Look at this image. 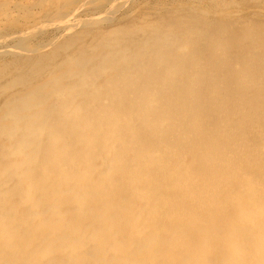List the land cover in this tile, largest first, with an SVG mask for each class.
<instances>
[{
    "label": "rangeland",
    "instance_id": "rangeland-1",
    "mask_svg": "<svg viewBox=\"0 0 264 264\" xmlns=\"http://www.w3.org/2000/svg\"><path fill=\"white\" fill-rule=\"evenodd\" d=\"M68 1L0 0V113L14 100L22 101L24 95L42 90L51 92V96L44 99L40 109L43 112L59 109L70 100V87L77 84L80 76H74L73 80L69 75L79 73L85 61L93 69L104 67L101 75L105 81L128 75V66L112 70L108 60H114V56L123 61L134 58L140 65L131 67L139 69V78L154 75L153 86L157 89L149 95V105L141 100L130 106L132 112H137V119L126 123L128 127L122 124L119 130L133 128L131 131L138 132L141 125L150 119L154 121L157 114L163 115L161 126L167 125L168 131L178 128L183 140L177 144L188 160L194 162L192 171L199 174L197 183L209 193L211 208L191 219L186 214L187 195L193 192L194 185L187 179L183 182L179 174L156 182L163 156L146 162L142 178L111 176L115 169L114 155L131 159L126 148L132 144L128 133L123 136V143L115 144L116 153L108 155L106 162L98 163L95 179L77 181L83 170L76 173L73 159L66 160L63 156L53 159L45 154L41 156L42 165H28L31 175L39 172L53 178L74 175L60 189H56L54 179H44L31 199L39 205L38 212L50 219L47 224L51 226L63 218L65 211L73 213L79 228L111 222L119 225L117 229H125L122 224L134 223L128 252L132 259H126V264H231L228 254L235 249L241 253L235 264H264V106H255L241 127L242 113L249 109L246 105L240 111L236 108V104L243 105L255 96L264 99V0ZM58 19L62 20L59 24ZM245 68L248 77L253 71L257 86L245 76L248 73ZM215 73V77L207 78L212 85L218 78L231 79L225 95L232 102L224 111L215 110L211 100L208 102V94H213L211 84L204 85L211 93L203 90L205 78ZM96 87L86 90L95 95ZM216 88L215 95L219 92V87ZM58 91L60 97L55 95ZM88 98L94 101V97ZM114 101L121 104L127 99L119 95ZM159 101L164 102L161 111L156 108ZM24 115L32 117L36 113L29 111ZM60 117L58 122L47 123L50 138H39L38 148L49 147L55 154L64 145L63 138L71 122L62 113ZM184 118L189 121L185 129L181 127ZM190 123H197V130L192 131ZM12 129L10 134L0 136V165L4 155L1 147L15 139L20 130L19 125ZM184 132L189 136H183ZM134 135L135 140L139 132ZM51 138L60 140L58 146ZM83 143L72 151L85 160L94 142ZM13 157L11 161L17 163L23 159L21 155ZM124 180L126 183L119 190L116 186ZM161 183L167 186L166 193L158 190ZM68 217L60 224L67 239L79 229L67 228ZM31 218L34 217H26L28 221ZM59 240H48L46 244L54 245ZM4 256L13 257L9 242L5 244ZM115 260L119 261L116 264L124 262ZM66 261L65 255L58 258L49 255L40 264Z\"/></svg>",
    "mask_w": 264,
    "mask_h": 264
},
{
    "label": "bare ground",
    "instance_id": "bare-ground-1",
    "mask_svg": "<svg viewBox=\"0 0 264 264\" xmlns=\"http://www.w3.org/2000/svg\"><path fill=\"white\" fill-rule=\"evenodd\" d=\"M73 1L75 2V0ZM191 9H194V7H191ZM60 20L61 19H58V21L56 22H58L59 24ZM155 43L154 45H157ZM139 44L140 43H138V45ZM161 44L159 45L161 46ZM157 48L159 50L160 47H158L157 45ZM133 54L134 53H132V55ZM136 55L138 54L136 53ZM156 55H158L159 57V54ZM107 56L109 55H106V57ZM119 58H115L114 56V60H108L107 64L111 62V66L114 68L112 70H115V68L119 69L120 66H128L130 68V70H128L129 68H126L128 71V75L126 73L124 75L125 77L120 76L112 80L109 79L105 81L103 79V76L101 75L104 67L100 65L96 69H93L88 67L87 64H89V62L85 61V63L80 66V68L82 69H79L80 74L76 73L73 75H69V79L73 78L74 76H80L78 77L79 79L77 80V84L70 87L69 91L72 94L70 95V100L65 101L59 109L51 110L49 112H43L40 109L41 103L44 102V99H47L51 96V92L45 93V91L42 90L40 91V93L32 92L30 94L24 95L25 98L22 101L14 100L6 107L3 112L0 113L1 137L10 134L13 130L12 128H14L15 125H19L20 129L19 133L15 134V139L8 141L5 147H1L2 154L4 155H2L3 160L2 164L0 165V264L2 263V261H5L6 264H40L41 261H43L49 255L55 256V258H58L61 255H65L67 261L64 264H116L119 261L116 262L115 258L124 260V262L121 263L126 264V259L129 258V247L131 246V242H133L134 237V231L131 227H134V223L126 222L122 224L124 228L126 227L125 229H117L116 226L119 225L111 222L108 225L100 222V226L97 227L89 224L88 226H86H91L88 229L82 227L79 228L80 226L76 225V222L74 220L75 217H72L73 213L71 211H65L63 214V218H67V216H70V218L68 217L69 219H66L69 223V226L67 228H79L78 230L73 232L75 235L72 236L71 233L69 239L64 238L63 232L60 231L62 228V225L60 226V224L62 223L63 218H61L54 225L52 224V226L51 224H47L50 219L43 215L41 212H38L39 205L37 203L31 202L34 193L37 192L44 179H54V185L56 186V189H60V187L66 183L67 178L74 177V175H72L71 177L70 175H67L59 178H53L51 175H47V177H45L46 175L44 174L40 175V172L33 175L29 174L27 168L28 165L32 163H35L37 166L42 165L43 160H41V156L45 154L53 159L54 156H63L66 158V160L73 159L72 161L76 163L74 171H76L77 173L79 170H83V172L77 176V181L85 182L89 179H92V177H94L95 179V177L98 176L96 175L99 168L98 163L102 164L106 162L105 160L109 158L108 155H110L111 153H116L114 151L115 144L117 142L123 143V136H127V134L129 133L128 137L130 138L128 140L129 142L131 140L132 144L126 146V148L130 151L129 154L131 156V159L129 161L123 159L124 156H119L117 154L116 156L114 155V158H116L113 159L115 169L111 172V176L119 174L124 178L127 175L130 176L131 179L134 176L142 178L145 176L144 168L146 162L163 156L162 162L159 165L160 173L156 182H162V180L166 181L168 178H171L172 174H179L183 179V182L187 179L194 185L192 188L193 192H190V194L187 195L188 211L186 214L190 216L191 219L192 216L196 217V215L198 216L204 214L203 211L205 208H211L209 193L203 191L204 187L200 182L197 183V181H199V174L192 171L194 169V162L192 163V161L190 162L188 160L187 155L183 151H181L180 144H177L179 141L183 140L182 137L179 136L178 128L173 127L168 131L167 125L164 124L163 126H161L160 121L163 118V115L159 117V115L157 114L156 117H154V121L153 119H150L148 123L141 125L138 131L139 136L135 140L133 139L135 137L134 133L138 132L131 131L133 128L131 130H119V127L121 128L122 124H124L125 127H128L126 123L131 122V120L137 119V112H132V110H130V106L132 104H139L141 100L149 105V95L153 94L157 89L153 86L156 83V80L152 79L154 75L151 78H139V69L133 68L131 66L138 67L140 64H138L139 62L134 61L133 57V59L128 58L126 60L124 59V61L120 60ZM149 58L151 57L149 56ZM158 60L160 61V59ZM123 69L124 68H122V70ZM247 70L248 69H246L245 71ZM247 72L248 73L245 75L246 77L249 76V71ZM252 72L251 76L248 77V79L251 80L255 86H257V79L252 76ZM211 76L215 77L216 73L214 75L207 76L205 78V81L203 82V86H208V84H211L207 79ZM230 81L231 79L228 80L223 77L218 78L216 83L214 82V85H210L213 88V94H208V102L211 100L210 105H212L215 110L216 108L220 111L229 109L228 103L232 101L231 99H229V97H226L225 91L228 88V85H230ZM175 83L171 82L173 87L176 86ZM93 86H98L96 87L98 89L95 88V95L91 94L92 92L86 90V88H92ZM205 86L203 87V90H206L207 93H211L210 91L208 92V89H205ZM216 86L219 87V92L215 95V89H217ZM62 90L64 89H61V91ZM58 93L59 91L55 93L56 97H60ZM119 95L125 96L127 101L121 104H115L114 99ZM89 96L94 97V101L90 100L88 98ZM158 103L159 104H156V108L157 106L159 108L158 111L163 110L164 102L159 101ZM245 105L247 106L249 111H247L246 113H242L243 116L240 121V127L241 125L243 126L244 122L246 123L247 116L249 114L251 115L252 110L255 109V106H264V99L260 100L259 97L255 96L253 99L243 105L241 103L236 104V108L238 107V110L240 111V109ZM29 111H34L36 113V116L26 117L24 113ZM61 113L62 115L68 117L71 122V127L67 130V133L63 138L64 145L55 154L54 150H51V148L49 147L44 148L40 145L38 148L37 142L39 138L44 136L50 138V134L48 131L49 124L47 123L56 121L58 122L61 118ZM213 113L216 114L217 111ZM7 119L9 121L11 120L12 122L6 123L5 121H7ZM184 120L186 119L184 118ZM184 120L181 122V127L185 129V124L189 121ZM162 122L165 123L166 120ZM190 125L192 126V131L195 128L197 130L199 126L197 125V123H190ZM180 133L182 134L181 130ZM184 133L185 134L183 136L186 137L188 134L187 132ZM167 134L172 139L169 138ZM113 138L116 139L112 141ZM153 138H155V141H153ZM51 141L56 146H58V144L60 143V140L58 139L53 140V138H51ZM86 141L94 142V148L88 155V158L84 160L82 157L75 156V153L74 151H72V149H74V147L76 148L81 146L82 144H84L83 142ZM29 149H31V152L29 151L28 153L30 154L28 155V153L25 152ZM14 155H21L23 157V159L20 160V163L11 161L14 158ZM10 163L13 166H10ZM122 163L126 165H123ZM103 178L104 179L102 182L105 181V176ZM125 183L126 182L124 180L116 187L121 190ZM157 186L160 192H167V186L165 184L161 183ZM181 189L184 190L183 187ZM28 215L34 217L31 218L32 221H28L26 219ZM70 219L72 220L70 221ZM117 238H119V241L117 240ZM48 240H55V242L57 240L59 241L54 245H47L46 243L48 242ZM5 242H9L13 246V257H11V259H8L6 256H4L6 244ZM240 256V250L235 249L228 254V260L231 264H235ZM51 259L53 258L51 257Z\"/></svg>",
    "mask_w": 264,
    "mask_h": 264
}]
</instances>
